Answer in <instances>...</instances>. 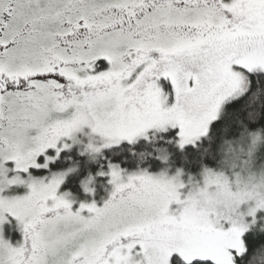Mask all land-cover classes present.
I'll use <instances>...</instances> for the list:
<instances>
[{
    "label": "snow or ice",
    "instance_id": "snow-or-ice-1",
    "mask_svg": "<svg viewBox=\"0 0 264 264\" xmlns=\"http://www.w3.org/2000/svg\"><path fill=\"white\" fill-rule=\"evenodd\" d=\"M261 143L264 0H0V264H264Z\"/></svg>",
    "mask_w": 264,
    "mask_h": 264
},
{
    "label": "rangeland",
    "instance_id": "rangeland-1",
    "mask_svg": "<svg viewBox=\"0 0 264 264\" xmlns=\"http://www.w3.org/2000/svg\"><path fill=\"white\" fill-rule=\"evenodd\" d=\"M161 83L166 85L168 88H170L169 82L162 80ZM170 102H171V98H170L169 103ZM262 144L263 143L258 144L253 152L252 157L247 158L248 159V165H247L248 170L253 172L257 176L264 174V159H262L260 156L263 153ZM228 160H229V163H231L232 158L228 157ZM153 171H157V170H153ZM100 178H105V179L104 180L101 179L100 182L97 180V191L95 194L83 193V195H79V194L77 195L73 193L77 201L91 200L92 198H95L98 204H102L103 199L107 198V195H108V193L104 191V187H102V185L106 186L107 177H100ZM61 191H63L62 187H61ZM16 192L17 194H24L26 192V189L24 187H19L17 188ZM4 235H5V238L9 239L12 243H15L16 241H19L22 239V231L15 222H13L11 226L5 227ZM170 264H172V259H171Z\"/></svg>",
    "mask_w": 264,
    "mask_h": 264
},
{
    "label": "trees",
    "instance_id": "trees-1",
    "mask_svg": "<svg viewBox=\"0 0 264 264\" xmlns=\"http://www.w3.org/2000/svg\"><path fill=\"white\" fill-rule=\"evenodd\" d=\"M262 145H263V153L260 156L262 159H264V143ZM78 149H79V147H75V148L71 149L70 152L76 153V155L73 156V159L78 158L80 160V167H79L76 174H74L73 176H71L70 178H68L66 180L65 184L62 186V189L63 190L68 189V190H71L72 193H74V194L83 195L84 192L79 189L80 179H82L83 177L87 176L90 173L92 175H95V173L100 168V164L103 163V161L100 160L99 158L97 160H89L87 156L79 157ZM53 170H59V166H57V168H54ZM152 170H158V169L153 168ZM101 179L104 180L105 178L97 177V180L99 182ZM172 264H184V262L178 255H174L172 257ZM193 264H210V262L201 261V260H194Z\"/></svg>",
    "mask_w": 264,
    "mask_h": 264
},
{
    "label": "flooded vegetation",
    "instance_id": "flooded-vegetation-1",
    "mask_svg": "<svg viewBox=\"0 0 264 264\" xmlns=\"http://www.w3.org/2000/svg\"><path fill=\"white\" fill-rule=\"evenodd\" d=\"M75 147H80V146H79V145H75V146H73V148H75ZM73 148H72V149H73Z\"/></svg>",
    "mask_w": 264,
    "mask_h": 264
}]
</instances>
